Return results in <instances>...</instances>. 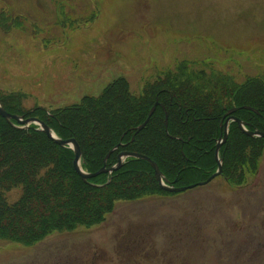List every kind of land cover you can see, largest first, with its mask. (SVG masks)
<instances>
[{
	"label": "rangeland",
	"instance_id": "374dc122",
	"mask_svg": "<svg viewBox=\"0 0 264 264\" xmlns=\"http://www.w3.org/2000/svg\"><path fill=\"white\" fill-rule=\"evenodd\" d=\"M182 65L264 77V0H0V97L17 111L70 107L118 78L138 97ZM218 180L212 203L117 200L90 228L0 238V264H264V211Z\"/></svg>",
	"mask_w": 264,
	"mask_h": 264
},
{
	"label": "trees",
	"instance_id": "16d2710c",
	"mask_svg": "<svg viewBox=\"0 0 264 264\" xmlns=\"http://www.w3.org/2000/svg\"><path fill=\"white\" fill-rule=\"evenodd\" d=\"M179 70L180 73L166 74L152 85L171 86L174 92L169 94L155 90L135 97L127 81L118 78L99 97H84L77 105L49 113L36 107L28 115H36L62 139L75 138L82 153V168L88 173L96 172L106 153L117 144L118 149L161 158L165 165L181 155L179 145L164 134L163 110L156 109L145 127L136 130L157 96L163 98L159 100L168 112V136L215 134L220 131L218 120L225 110L242 105L259 112L240 109L235 113L246 122V129L264 131L263 76L236 82L215 69L190 71L182 65ZM170 96L173 101L193 107L188 117L177 115L176 108L169 105ZM4 107L12 113L21 112ZM180 118L188 120L182 122ZM150 133H160L162 137L150 135L151 140H147L145 136ZM229 133L230 148L254 151L264 143L263 138L248 136L234 122ZM146 143L153 145L147 149ZM118 149L110 154L107 167L116 163ZM184 149L187 151V147ZM73 158L71 149L50 140L36 125L15 128L0 115V238L33 245L54 231L90 228L104 220L116 200L136 199L151 191L147 181L152 169L145 160L129 157L111 175L102 173L84 182L73 168ZM108 179L110 183L106 184ZM13 188H20L21 193L9 201L7 192Z\"/></svg>",
	"mask_w": 264,
	"mask_h": 264
},
{
	"label": "flooded vegetation",
	"instance_id": "af4514ba",
	"mask_svg": "<svg viewBox=\"0 0 264 264\" xmlns=\"http://www.w3.org/2000/svg\"><path fill=\"white\" fill-rule=\"evenodd\" d=\"M151 89V90H150ZM157 91V93L163 92L165 94H169L174 92V89L169 85H161V86H150L148 91ZM155 101L157 100L156 109L163 110L164 114V130L166 132L168 126V118H166L168 112L166 111L165 104L160 101L159 99H163L161 96L155 97ZM3 106H5L4 101L0 99ZM152 104V105H153ZM169 105L172 108H176V113L179 117L182 115L189 116V109L193 108L192 106L185 104H181V102L173 101V99L169 98ZM245 106L249 105H242V106H235L240 109H245ZM232 107V106H231ZM234 107V106H233ZM154 110V112H155ZM227 110H225L224 114L218 120V128L220 129L217 133H202V134H184V135H173L172 137H178L182 140H176L175 138L169 137L167 133H164L169 139L173 142L175 141L180 147V156H177L175 161L169 162L168 165L161 164V158H156L153 156L150 157L154 162L157 163L163 177L162 183L164 187H161L159 181L156 180L154 175V170L152 169V177L150 176V180L147 181V185L150 188V192L146 193L145 198H150L152 201L159 202V203H181L182 201H187L192 204H202L205 202L212 203L215 199H219L218 196L214 194L216 192L213 189H210L212 192L211 194L203 195V191H207V186L214 183L216 179L218 182V189L228 191L229 194V201H236L239 190H246V191H253L255 195V203L264 211L263 207V198H264V165L262 164V157H263V144L260 148L251 151V150H237L236 148H230L229 143V128L232 126L233 122L236 123L234 120H229L226 127L225 121L228 117L238 116L235 114L238 110L233 112L230 115H226ZM166 111V112H165ZM167 113V114H166ZM18 114H25V118L30 116L37 117L36 115H28L27 113H18ZM165 119H167V124H165ZM198 119V118H197ZM188 118L183 119L180 118V121H187ZM246 123V122H245ZM237 124V123H236ZM227 128V136L224 138V131ZM253 130V129H252ZM168 131V130H167ZM157 138L158 136L162 137L160 133H150L147 136V140H151V137ZM126 144L125 142L123 143ZM148 146L147 149H150V146L153 144L146 143ZM217 145L219 146L218 152H216ZM184 147H187V151H185ZM122 152H136L133 150H129L126 148H119L116 154ZM139 153V152H137ZM118 154L116 157L118 158ZM143 154V153H142ZM146 155V154H144ZM162 157V156H160ZM127 158H125L126 161ZM237 159V163L234 165ZM231 160L233 162L230 164ZM117 162V161H116ZM221 163V170L220 173L210 179L206 184H200L201 182L206 181L211 177L218 170V164ZM171 163V164H170ZM150 164V163H148ZM170 164V166H169ZM169 166V167H168ZM114 172V171H113ZM112 172V173H113ZM111 173V174H112ZM110 174V175H111ZM185 187V190L182 191H175L176 188ZM233 190V192H232ZM187 196V197H185ZM144 198V197H143ZM221 198V196H220ZM141 198L130 199L129 202H133L139 200ZM254 201L250 202L253 204ZM264 225V220H262ZM261 233H264V230L260 229ZM141 235V234H138ZM264 238V234L258 239L259 243H262ZM134 247L140 246L137 243V240L134 241ZM145 244V243H144ZM261 248L264 245H260ZM177 255V254H176Z\"/></svg>",
	"mask_w": 264,
	"mask_h": 264
},
{
	"label": "water",
	"instance_id": "95a60500",
	"mask_svg": "<svg viewBox=\"0 0 264 264\" xmlns=\"http://www.w3.org/2000/svg\"><path fill=\"white\" fill-rule=\"evenodd\" d=\"M156 105H157V102H155V104L151 107V109L148 112L147 118L145 119V121L142 124H140L136 128L137 130H141L145 126V124L148 122L149 117L154 112ZM245 108L257 112L252 107L245 106ZM238 109H239L238 107H233V108H231V109H229L227 111L226 115H230V114H232L233 112H235ZM0 115L9 124H11L15 128H24V129H27L28 126L31 123L32 124H35L38 127L37 129L39 131L45 133L50 140H52L53 142H55L56 144H58L60 146H67L69 149H71V151L73 152V155H74V158H73V168H74L75 172L81 177V179L84 182H86L88 178L95 177L96 175H99L101 173H104V172L111 173V172H113L115 170H118L123 165V161H124V158L125 157H133V158H137V159H142V160L148 161L151 164V166H152V168L154 170V175H155L156 179L159 181V183L161 185L163 184L162 183V177H163V175H162L161 171L159 170L158 165L153 160H151L149 157H147L146 155H142V154L135 153V152H122V153H119L118 154V158H117L116 164H114L110 168H106V161H107L109 155L113 151H115L117 149V147H118V144H117V145H115L113 148H111L107 152V154L105 155L104 160H103V166L99 170H97L94 173H86L82 169V167H81L82 153H81V150H80V146L77 143V141H76L75 138L62 139L49 126H47L43 121L39 120L38 118H27V119H23V117L20 116V115L12 114V113L6 111L4 109V107L2 106L1 103H0ZM166 118H167V116H166ZM230 119L236 121L237 124H238V126H239V128L244 133H246L247 135H249L251 137H261V138H264V132L263 131H259V130H252V131H250V130H247L245 128V125H246L245 122L242 121V120H240V119H238V118H235L233 116L228 117L226 119V121H225V127H226V125H227V123H228V121ZM13 120H15L18 124H22V125H25V126L24 127L17 126L14 123ZM165 124H167V119H165ZM226 136H227V128H225V131H224V138H226ZM132 140H133V138H132ZM218 148H219V146L217 145L216 152H218ZM218 165H219L218 166V170L214 174H212L211 177L207 181H209L210 179H212L213 177H215L216 175H218L220 173L221 163L219 162ZM109 182H110V180H108L106 184H108ZM206 182H202V184H205ZM106 184H102V185H94L93 184V185L96 186V187H103ZM162 187H164V185H162ZM184 189H185V187L176 188L174 190L175 191H180V190H184Z\"/></svg>",
	"mask_w": 264,
	"mask_h": 264
}]
</instances>
